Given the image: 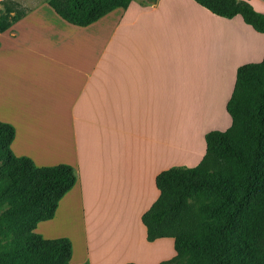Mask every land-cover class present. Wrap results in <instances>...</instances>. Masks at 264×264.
<instances>
[{
	"label": "crops",
	"instance_id": "0c3cea01",
	"mask_svg": "<svg viewBox=\"0 0 264 264\" xmlns=\"http://www.w3.org/2000/svg\"><path fill=\"white\" fill-rule=\"evenodd\" d=\"M242 1L264 14V0ZM193 4L206 14L199 18L175 12ZM42 8L0 33V52L7 43L10 53L2 64L0 122L16 130L11 148L17 157H28L38 167L69 165L78 182L60 201L54 218L38 224L35 232L47 240L69 239L71 264H145L141 258L119 260L125 249L107 260L99 257L101 247L96 253L93 249L97 243L89 231L97 227L89 216L124 214L127 228L136 235L138 230L149 246H160L163 257L169 250L166 239L148 242L142 223L160 197L156 179L174 167H197L206 155V135L231 128L227 103L236 79L225 70L262 62L264 34L241 16L218 17L194 0H134L89 27L72 25L81 29H65L51 7L60 19L51 15L49 22L38 13ZM33 17L48 24L43 39L37 31L19 29ZM105 18L116 26L92 29ZM173 18L186 21L184 39L193 42L169 29ZM158 23L165 29H155ZM172 36L175 40H168ZM76 213L84 223L86 250L78 258L74 239L65 232ZM130 244L119 240L116 247Z\"/></svg>",
	"mask_w": 264,
	"mask_h": 264
},
{
	"label": "trees",
	"instance_id": "16d2710c",
	"mask_svg": "<svg viewBox=\"0 0 264 264\" xmlns=\"http://www.w3.org/2000/svg\"><path fill=\"white\" fill-rule=\"evenodd\" d=\"M45 1L64 21L85 28L134 0ZM194 1L221 18L241 16L264 34V14L249 1ZM24 15L1 20L0 33ZM227 112L231 128L206 135V155L197 167H174L156 179L160 197L142 223L148 242L173 239L177 253L161 264H201L202 255L209 264H264V60L238 68ZM15 136L14 126L0 122V207L11 206L0 217V230L13 223L17 264H71L69 239L47 240L35 231L54 218L77 173L69 165L38 167L17 157Z\"/></svg>",
	"mask_w": 264,
	"mask_h": 264
},
{
	"label": "rangeland",
	"instance_id": "374dc122",
	"mask_svg": "<svg viewBox=\"0 0 264 264\" xmlns=\"http://www.w3.org/2000/svg\"><path fill=\"white\" fill-rule=\"evenodd\" d=\"M42 4H43V8L41 11L38 12L39 14H42L41 16L45 15L44 17H46L49 22H52V20H50V18H48L51 15L58 17L55 14V12L50 8V6L47 4V2L45 0H9V1H4V2L0 3V21L3 20V21H7V22H12L13 18L21 17L23 14H27L29 12H32L35 8L40 7V5H42ZM167 7L174 8L176 6L170 2H167ZM193 7L194 8L186 7V5H180L179 9H177L175 12H177V13L185 12L188 15L191 14V15H194V16L199 17V18H200L199 15L206 14L205 12H202L200 10V8L197 4H193ZM7 9H10L11 12L8 13ZM116 13H120V11H117ZM208 15H210L208 17H213V15L210 13ZM108 18H105L106 20H102V22H100V24H98L97 26L94 25V27L93 28L91 27V28L92 29H99L101 26L102 28L108 27V29H113L117 23H115V25H114L113 21L108 20ZM202 18L205 21L208 20V19H206L207 18L206 16H202ZM58 19H60V18L58 17ZM60 21H62V23H64V25H66L64 27L65 29H81V28L72 26L68 23H65L61 19H60ZM185 22L186 21L184 19L176 20L174 18L170 21L169 29L174 28L176 31H178L180 33L179 37H177V38L184 39V37L186 36L185 30L182 29V25H184ZM110 23H112V24H110ZM109 24H110V26H109ZM46 25H48V24L45 23L44 21H42L41 18L33 17L32 19H30L26 22L25 26H21L19 29H21L22 31H37V32L41 33V35H42L45 31V29L43 27ZM156 25H160V26L155 27V29H162V30L165 29V27H163L161 25V23H158ZM91 28H88V29H91ZM138 28H141V27L139 26ZM143 28H145V26ZM41 39H43V35H42ZM168 40L174 41L175 38H173V36H172ZM184 40H186L188 43H189V41H190V43L193 42L192 40H189L187 37ZM155 43L157 45L158 43H162V42L157 41ZM193 45H194V43H193ZM204 46H205V44H204ZM4 47H5L4 51L1 50L2 52H0V79H3L5 77V69L2 65L3 61L6 60L5 56L10 55V53L8 51L9 45L7 43H5ZM254 49L257 50L258 47L254 48ZM218 66H220L222 68L223 65L219 64ZM203 67L207 68L206 65H204V63H203ZM222 71L223 70H220V72H222ZM236 71H237L236 69H226L225 73H227L228 75H231V77H232V74H234V78L236 79ZM218 115H219V113H218ZM201 127L202 126L200 125V126H197L196 128L200 129ZM10 209H11V206L8 204L1 206L0 207V217ZM89 217H90V220L96 219L95 224H96L97 229H92V227H91V230L89 231L90 236L91 237L93 236L92 237L93 241H95V243H97V245H93V249H95V253L101 247L102 232L104 231V229L107 228V227L105 228V226L107 224L113 225L114 228L121 227V226L124 227V226L129 224L127 217L124 214L121 216L120 215L99 214V215H90ZM73 223L74 224L69 225V227H68L69 229L65 228V232H68L69 234L72 235V237L74 239V243H75V248H76V258H78V257L83 256L84 253H86L85 246H84L83 241H82V237H84V234H85L84 223L82 225L79 213L74 214ZM134 227H136V226H134ZM113 230H115V229H113ZM136 230H137V228H136ZM112 232H114V231H112ZM137 232L141 238V241L139 240L140 245L143 247V249L146 251V253L144 251H142V249H140V247L132 248V245H125V246H123V248L126 249V251H125L126 253L120 254V257L117 254L119 260H125L127 258H141V259L145 260V264H154L155 262H158L160 259L169 256L170 253L171 254L176 253L175 248H174V241L170 240V239H166L164 241V243L169 246V250H168V248L165 249L168 252V254L166 253L163 255V257H161L162 255L160 253H161L162 249L159 252V250L157 248L160 246H149L143 240L142 234L138 230H137ZM138 235H137V237H138ZM114 236H115L114 240H117V242L119 240H122L124 242L127 240V238L125 237V233H120V232L118 233L117 232V233H114ZM112 237H113V235H112ZM121 237H122V239H121ZM104 239H107V238H104ZM104 241H105L106 247H107L108 241L107 242H106V240H104ZM104 241H103V244H104V248H105ZM111 242L116 244L115 241H111ZM17 246H18V244H17V240H16V233H15L13 223H9L8 225L3 226L2 229L0 230V264H17V261L14 258L15 257L14 254H15V251L17 249ZM144 246H149L148 248H151L150 250H152V251L150 254L146 250L147 248ZM140 253L144 255V258ZM147 257H149V258L153 257V258L148 259ZM94 259L97 260L96 255H94ZM171 259H173V258H171ZM199 262L201 264H209V259L207 258V256L202 255L201 260ZM182 263L186 264V261L183 260Z\"/></svg>",
	"mask_w": 264,
	"mask_h": 264
},
{
	"label": "bare ground",
	"instance_id": "6f19581e",
	"mask_svg": "<svg viewBox=\"0 0 264 264\" xmlns=\"http://www.w3.org/2000/svg\"><path fill=\"white\" fill-rule=\"evenodd\" d=\"M109 226V227H108ZM107 227V228H106ZM105 228L106 229H104V231L102 232V236H101V238H102V240L104 239V238H107V239H104V240H106V242L108 241V243H107V247H106V243H105V241H104V243H105V248H104V244L103 245H101V249H100V251L101 252H99V255H101V256H99V257H101L103 260H107L108 258H110V256H111V254L113 255V253L115 252V253H120L121 251L123 252V250H124V248H121L122 250H120V247L118 246V247H116L117 246V244L119 243V241L117 242V240H114L115 238V236H114V233H125V237L128 239V240H126V241H130V243H132V244H130V245H132V248H134V247H140V249H142V251H144L145 253H146V251L143 249V247L140 245V242H139V239H138V237H137V235H136V233L132 230V227L130 226V228H127V226L125 227V228H123L122 226L121 227H116V228H114L113 227V225H109V224H107L106 226H105ZM113 229H115V230H113ZM112 231H114V232H112ZM112 235H113V237H112ZM115 241L116 242V244H114L113 242H111V241ZM112 243V244H111ZM148 249V248H147ZM125 251H126V249H125ZM148 251V250H147ZM100 259V258H99Z\"/></svg>",
	"mask_w": 264,
	"mask_h": 264
},
{
	"label": "water",
	"instance_id": "95a60500",
	"mask_svg": "<svg viewBox=\"0 0 264 264\" xmlns=\"http://www.w3.org/2000/svg\"><path fill=\"white\" fill-rule=\"evenodd\" d=\"M148 2L155 4L157 2V0H148Z\"/></svg>",
	"mask_w": 264,
	"mask_h": 264
},
{
	"label": "built area",
	"instance_id": "2783aa9c",
	"mask_svg": "<svg viewBox=\"0 0 264 264\" xmlns=\"http://www.w3.org/2000/svg\"><path fill=\"white\" fill-rule=\"evenodd\" d=\"M4 1H9V0H0V3L4 2Z\"/></svg>",
	"mask_w": 264,
	"mask_h": 264
}]
</instances>
